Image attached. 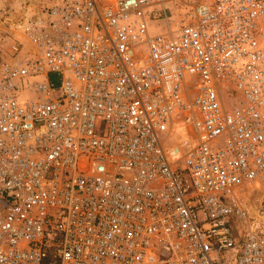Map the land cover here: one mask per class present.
I'll list each match as a JSON object with an SVG mask.
<instances>
[{
  "label": "built area",
  "instance_id": "2783aa9c",
  "mask_svg": "<svg viewBox=\"0 0 264 264\" xmlns=\"http://www.w3.org/2000/svg\"><path fill=\"white\" fill-rule=\"evenodd\" d=\"M0 34V264H264V0H24Z\"/></svg>",
  "mask_w": 264,
  "mask_h": 264
},
{
  "label": "rangeland",
  "instance_id": "374dc122",
  "mask_svg": "<svg viewBox=\"0 0 264 264\" xmlns=\"http://www.w3.org/2000/svg\"><path fill=\"white\" fill-rule=\"evenodd\" d=\"M24 0H0V34L7 28V22L13 15H18ZM244 201L251 215L264 208V182L252 185L244 196Z\"/></svg>",
  "mask_w": 264,
  "mask_h": 264
}]
</instances>
